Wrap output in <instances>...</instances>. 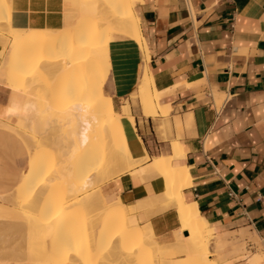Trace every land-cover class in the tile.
Instances as JSON below:
<instances>
[{
  "label": "crops",
  "instance_id": "0c3cea01",
  "mask_svg": "<svg viewBox=\"0 0 264 264\" xmlns=\"http://www.w3.org/2000/svg\"><path fill=\"white\" fill-rule=\"evenodd\" d=\"M8 3L14 29L72 34L80 21L78 0ZM133 12L149 58L130 39L111 35L103 91L120 116L130 156L148 158L100 191L104 203L134 208L128 224H148L158 244L181 240L174 207L159 202L164 182L145 175L151 158L173 157L172 144H179L182 155L172 161L191 178L182 190L185 202L196 205L211 237H242L247 246H260V252L233 262L264 264V0H135ZM1 63L0 58V70ZM145 68L165 114L142 107ZM3 84L0 76V105L19 100L22 106L25 96ZM125 101L126 115L118 110ZM19 161L27 168L28 154ZM25 171L10 170L0 196L12 192Z\"/></svg>",
  "mask_w": 264,
  "mask_h": 264
},
{
  "label": "bare ground",
  "instance_id": "6f19581e",
  "mask_svg": "<svg viewBox=\"0 0 264 264\" xmlns=\"http://www.w3.org/2000/svg\"><path fill=\"white\" fill-rule=\"evenodd\" d=\"M3 1L8 0H0V58L8 43L10 53L16 52L19 57L4 65L0 76L4 79L3 87L10 92L14 90L13 84L17 85L15 91L25 96V102L21 106L19 100H14L8 108L0 105V128H8L2 121L13 117L21 128L28 130L30 114L39 103L41 108L34 113L41 116L38 118L43 121L46 138L40 141V154L32 153L28 147V163L21 182L12 192L0 196V233L23 238L21 244L16 239L8 248L26 251L32 257L24 264H84L85 254L92 258L87 264H115L116 257L122 255L116 242L107 244L103 254L97 240L111 235L118 241L132 239L140 226L127 225L128 214L134 208L118 201L106 205L101 193L92 190L133 172L148 158L135 160L130 156L120 116L103 91L111 35L130 39L143 51L146 60L149 58L133 12L135 0H80L84 15L94 23L91 33L86 34L80 27L81 20L75 33L70 30L72 34L14 29L10 22H4ZM148 73L145 68L142 107L165 114L166 108L159 105L160 94ZM128 108L129 102L125 101L118 110L126 115ZM128 119L132 125L133 119ZM51 129H56L54 134L58 135L50 138ZM22 142L28 146L35 143L25 138ZM181 151L179 144H172L173 157L151 158L145 175L164 182L159 202L163 201V208L174 207L180 224L178 231L186 233L182 240L171 244L172 249L186 256L190 264H214L208 258L211 229L197 216L196 205H188L182 196L191 178L185 166L172 161L182 155ZM6 218L13 220L3 221ZM149 230L134 241L126 252L128 258L142 254L146 242H157ZM128 258L124 264H130ZM249 264L259 263L252 259Z\"/></svg>",
  "mask_w": 264,
  "mask_h": 264
},
{
  "label": "rangeland",
  "instance_id": "374dc122",
  "mask_svg": "<svg viewBox=\"0 0 264 264\" xmlns=\"http://www.w3.org/2000/svg\"><path fill=\"white\" fill-rule=\"evenodd\" d=\"M79 5H80V0H78V9H79V13L81 12L80 13V20H81L80 22L83 23L82 25H80V27L83 28L82 32L85 34L88 32L91 33L93 26H94V23L92 21H88V18L84 15L83 10L81 9V5L80 6ZM3 6L6 7L4 9V14L6 16L4 22L9 23L10 22V20H9V9H7L8 2L3 1ZM6 28H7V26L5 27V29ZM10 44L11 43H8L6 45L5 50H6L7 46H10ZM5 50L3 51V55H2V63H1V70L0 71H3L4 65H8L9 62H12L13 60H15L19 57L15 54L16 52L9 53V55L6 57ZM74 76H75V74H74ZM74 76L72 75L71 79H73ZM71 79L67 78V80H71ZM13 88H14V90L11 92L16 93L15 90L17 88V85L13 84ZM35 100H37V99H35ZM36 103H38V102H36ZM217 103H218V101H217ZM37 105H39V103ZM35 106H36V104H35ZM38 108H39V106H38ZM34 109H35V107H34ZM36 110H34V111L36 112ZM34 111L31 112V114H30V115H32V117H31V119H29V125H28L29 129L28 130H25V129H27L26 127L21 128V126L18 125V123H17L18 119L17 118L11 117L7 121L5 119H3V121H2L4 124H6L8 126V128H2V127L0 128V164H1L0 167H2V168H0V191L4 190L5 188H8V183H9L8 182V175H9L8 172L10 170L17 169V170H19V173H22L26 169V164H22L19 160L22 158H25V156L28 154V147L31 148L32 153H37V154L39 153L40 154V150L42 149V147L40 145V141L41 142L44 141L46 138L45 137L46 135L44 133L45 132L44 124H42L43 121H40V118H38L40 116L39 113H34ZM33 116L36 117L35 119H37V118L38 119L34 120ZM29 118H30V116H29ZM32 118H33V121H32ZM30 120H31V122H34V123L32 124L30 122ZM12 121H14V124H12ZM35 122H37L38 124L40 123L39 127L37 126L38 125L37 123L35 124ZM15 125H17L16 128H15ZM33 126H37L39 129L37 127L36 128L39 130V132L37 129L33 130ZM67 126L68 125H65V127H67ZM19 129H20L19 132H21V133L18 132ZM43 130H44V132H43ZM51 130H54V131L51 132ZM51 130L49 131L50 138H53L54 136L58 135V134H56V135L54 134L57 132L56 129H51ZM30 131H31V134H30ZM22 132H23L24 136H21ZM41 132H43L42 137H41ZM32 133L34 136L32 135ZM37 135H40V136L38 137ZM52 135H53V137H51ZM7 136L10 138L9 143L7 142ZM23 138H25V140H27V141L28 140L31 142L34 141L35 143H33L32 145H29V146L27 144H23L22 143ZM33 138H36V139H33ZM37 141H39V142H37ZM96 149H97V146L95 147V151H96ZM14 160L16 161L15 165L12 163ZM109 183H110V181L106 182L101 187L96 188L95 190H92V192L98 193L101 191V193L104 194L103 190ZM16 184H17V182H15V184L13 186H11V188L13 189ZM97 207L98 206L96 205L95 208H97ZM119 212L123 213V210H120ZM1 220H0V222H1ZM12 220H10V219L8 220V218L3 219V221H5V222L6 221L12 222ZM132 224H134V223H132ZM132 224H128V221H127L128 226L132 225ZM147 229H150L149 231H151V233L153 234L149 225L146 224V225L140 226L139 230L135 233V236H133L132 239H127L124 241H118L116 238H114V235L106 236V237L98 239L97 245L99 247L100 253L104 254L107 250L106 245L111 243V241H115L116 246L119 247V250L122 252V255L120 256V258L116 257L117 260L114 263L115 264H124L125 258H128V254H126V252H128L129 248L134 245V243H135L134 241L141 238V236L143 235L144 232L147 231ZM3 233H5V234H3ZM3 233L2 234L0 233V264H22V263L24 264L26 261L32 260V257L26 251L19 250V249L17 250V249L12 248V247L8 248V247H10L12 242H15L16 239L18 240V241L16 240V242H18V243L23 242L22 237L20 238V236H15V235L13 237L12 236L13 234H11V233H6V232H3ZM177 234H178V238H182L183 233H180L179 231H177ZM220 238H221L220 236L214 235L209 239V255H208V258L210 260H212L215 264H221V263L227 262V261L233 262L236 259H239L244 255H250L252 253L261 251L260 246H258L257 242H255V241H252L254 245L249 247L244 242L242 237H240L238 240H233V241H228V242L225 240H221ZM179 241H176V242H179ZM19 244H21V243H19ZM146 244H147V247L144 248L145 250L142 254H140V255L134 254L128 258L130 261V264H190V260L186 256H184L183 254L176 253L172 249L171 244L170 245H163V244H158L157 242H155V243L146 242ZM235 252H237V253H235ZM91 259L92 258L88 259L87 255L85 254L83 256V260L86 261V262L84 261V264L89 263L91 261ZM241 262H242V260H237L236 262H233V264H237V263L240 264ZM244 263H245V261L242 262V264H244ZM81 264H83V263H81Z\"/></svg>",
  "mask_w": 264,
  "mask_h": 264
},
{
  "label": "built area",
  "instance_id": "2783aa9c",
  "mask_svg": "<svg viewBox=\"0 0 264 264\" xmlns=\"http://www.w3.org/2000/svg\"><path fill=\"white\" fill-rule=\"evenodd\" d=\"M228 195H229V197H232L233 196L232 192H230V191H229V194Z\"/></svg>",
  "mask_w": 264,
  "mask_h": 264
},
{
  "label": "water",
  "instance_id": "95a60500",
  "mask_svg": "<svg viewBox=\"0 0 264 264\" xmlns=\"http://www.w3.org/2000/svg\"><path fill=\"white\" fill-rule=\"evenodd\" d=\"M186 235V234H185Z\"/></svg>",
  "mask_w": 264,
  "mask_h": 264
}]
</instances>
